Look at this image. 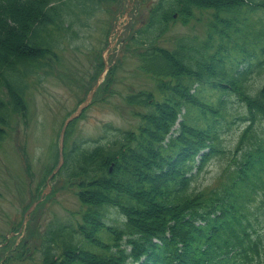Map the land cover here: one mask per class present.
<instances>
[{
    "label": "trees",
    "instance_id": "16d2710c",
    "mask_svg": "<svg viewBox=\"0 0 264 264\" xmlns=\"http://www.w3.org/2000/svg\"><path fill=\"white\" fill-rule=\"evenodd\" d=\"M112 2L0 0V145L12 120L28 117L30 76L54 70L61 43L78 37L76 26L90 24L95 5ZM196 10L212 11L221 41H244L231 49L221 45L216 54L203 53L191 39L181 38L174 49L157 45L171 22L186 25ZM259 11L264 0H158L151 6L146 23L123 43L124 55L137 57L153 81L152 90L125 96L128 106L139 108L138 125H108L94 142L69 144L78 119L70 124L58 175L75 184L82 210L54 217L34 247L28 239L7 244L12 255L0 264H17L32 249L40 259L35 264H264V79L260 86L253 82L264 69V47L259 53L254 46L264 45V29L238 26ZM231 51L243 59L234 55L227 66ZM119 68L113 65L97 94L112 93ZM103 69L101 54L93 83ZM206 86L220 92L216 102L197 96ZM226 94L245 109L234 148L224 142ZM219 159L217 180L197 184Z\"/></svg>",
    "mask_w": 264,
    "mask_h": 264
},
{
    "label": "rangeland",
    "instance_id": "374dc122",
    "mask_svg": "<svg viewBox=\"0 0 264 264\" xmlns=\"http://www.w3.org/2000/svg\"><path fill=\"white\" fill-rule=\"evenodd\" d=\"M157 1L114 0L112 3H100L99 6L91 5L97 7V11L93 17L87 18L90 24L81 28L76 26L78 37L72 41L65 39L61 43L60 61L55 64V69L46 73L42 69L37 75L30 76L25 95L28 117L26 120L15 117L6 139L0 145V258L12 255L4 249L7 244L15 247L28 239L29 248L34 247L45 225L54 217L67 219L82 210L75 184H69L57 173L49 171L55 162L56 153H59L60 134L65 121L78 110L92 86L98 83V78L94 83L93 79L98 69L99 56L104 50L109 64L120 63L116 83L108 96H104V91L96 94L93 103L75 124L69 144L79 139L94 142L106 134L108 125L123 130L134 129L138 125L140 120L135 113L139 108L128 106L125 96L141 90H152L153 81L140 71L137 57L131 53L124 55L123 43L135 29L146 23L148 12ZM79 8L82 7L78 5ZM211 13L196 10L195 18L186 25L180 20L171 22L168 30L156 39L157 45L174 49L181 38L191 39L193 45L200 47L203 53L208 51L216 54L221 45L231 49L233 42L240 44L244 41H229L226 37L221 41L216 29H212L214 20ZM246 16L247 19L242 17L238 25L244 31L248 27L258 31L264 29V11ZM109 39L115 43V49L113 47L111 51L106 48ZM205 46H208V50H205ZM254 46L259 53L264 47L260 41ZM234 55L239 60L243 59L242 54L231 51L230 57L225 58L227 66H230ZM257 71L259 75L253 77V82L260 86L264 79V69ZM104 75L105 71L100 76L101 81L106 78ZM101 85L99 83V87ZM197 96L204 102H216L220 92L206 86L197 92ZM224 100L230 114L229 130L225 131L224 142L234 148L239 138L237 133L244 123L245 109L236 98L228 94ZM222 163L224 160H215L197 184L212 185L217 180ZM48 180L51 181L43 186L42 191H47V197H50L39 201L40 206L25 219L29 206L38 199V188ZM17 253H14L15 256L19 255ZM38 256L37 250L32 249L26 257L15 262L35 264L40 262Z\"/></svg>",
    "mask_w": 264,
    "mask_h": 264
},
{
    "label": "water",
    "instance_id": "95a60500",
    "mask_svg": "<svg viewBox=\"0 0 264 264\" xmlns=\"http://www.w3.org/2000/svg\"><path fill=\"white\" fill-rule=\"evenodd\" d=\"M90 98H91V96L88 98V100L86 101V104L85 105H87V103L89 102V100H90ZM84 105V106H85ZM84 106H82L76 113H74L67 121H66V123H65V126H64V129H63V131H62V145H63V140H64V132H65V130H66V128H67V126H68V124L71 122V121H73L74 119H76L77 117H79L80 115H81V113H82V111H83V109H84ZM61 157H62V154H61ZM62 159L63 158H61V161H62Z\"/></svg>",
    "mask_w": 264,
    "mask_h": 264
},
{
    "label": "bare ground",
    "instance_id": "6f19581e",
    "mask_svg": "<svg viewBox=\"0 0 264 264\" xmlns=\"http://www.w3.org/2000/svg\"><path fill=\"white\" fill-rule=\"evenodd\" d=\"M39 206H40V204L38 203V204H37V207H39Z\"/></svg>",
    "mask_w": 264,
    "mask_h": 264
}]
</instances>
